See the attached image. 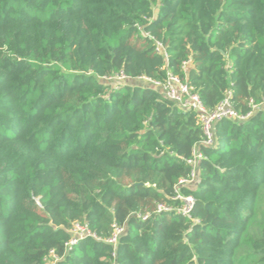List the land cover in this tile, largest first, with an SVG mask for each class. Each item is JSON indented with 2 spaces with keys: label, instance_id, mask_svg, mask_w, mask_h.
Instances as JSON below:
<instances>
[{
  "label": "trees",
  "instance_id": "trees-1",
  "mask_svg": "<svg viewBox=\"0 0 264 264\" xmlns=\"http://www.w3.org/2000/svg\"><path fill=\"white\" fill-rule=\"evenodd\" d=\"M168 72L207 110L262 102L264 0H0V264H264V108L202 144L138 79Z\"/></svg>",
  "mask_w": 264,
  "mask_h": 264
},
{
  "label": "built area",
  "instance_id": "built-area-1",
  "mask_svg": "<svg viewBox=\"0 0 264 264\" xmlns=\"http://www.w3.org/2000/svg\"><path fill=\"white\" fill-rule=\"evenodd\" d=\"M155 50L160 53H164L163 48L159 42L156 43ZM185 65V63H184ZM111 81H123L126 82L129 80L127 76L124 74H118L114 77L106 78ZM143 82H151L155 86L161 87L164 91V94L177 103L184 110L193 111L197 119L200 123V127L202 130V140L200 141L202 144L211 146L214 145V136L213 130L214 125L220 120L223 119H231L237 121H244L248 117H250L255 111H258L264 108V100L259 104H254L250 102V110L245 114H239L231 105L229 101V94H227L226 98H224L213 110H207L202 102L199 99V96L193 92L192 88H190L187 84L180 82L177 76L167 73V80L164 84H160V82L150 80L145 77L138 78ZM202 155L196 149H193L192 158L188 159V163L192 164V170L187 179L179 180V184L191 183L196 179V167L197 161L201 159ZM173 199H180L183 202V206L177 208V212L183 215H189L190 210L193 206L194 199L192 196H182L180 193H177ZM161 210H170V207L165 205H159L157 207V212ZM147 215L142 216L145 219ZM123 227L113 225V230L111 235L107 237L104 241L115 245L119 235L123 232ZM71 237L65 243L66 250L70 249V247L76 244L80 239H83L87 236L95 237V235L90 231L86 224L75 223L72 228L69 230ZM59 258L56 256L53 250L50 251L49 264H56V261Z\"/></svg>",
  "mask_w": 264,
  "mask_h": 264
},
{
  "label": "rangeland",
  "instance_id": "rangeland-1",
  "mask_svg": "<svg viewBox=\"0 0 264 264\" xmlns=\"http://www.w3.org/2000/svg\"><path fill=\"white\" fill-rule=\"evenodd\" d=\"M154 12H156V8L154 9ZM138 83L142 84L143 82H141V81H138Z\"/></svg>",
  "mask_w": 264,
  "mask_h": 264
}]
</instances>
